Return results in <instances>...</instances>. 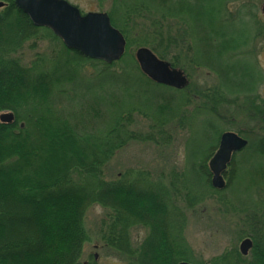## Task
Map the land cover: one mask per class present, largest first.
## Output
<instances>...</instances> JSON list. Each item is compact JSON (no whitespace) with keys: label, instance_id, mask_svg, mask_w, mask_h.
Instances as JSON below:
<instances>
[{"label":"trees","instance_id":"trees-1","mask_svg":"<svg viewBox=\"0 0 264 264\" xmlns=\"http://www.w3.org/2000/svg\"><path fill=\"white\" fill-rule=\"evenodd\" d=\"M114 1L108 15L127 46L120 60L107 63L69 49L52 29L35 26L15 0H0L5 3L0 8V116L15 115L11 124L0 121V264H99L94 257L82 261L89 241L86 213L95 204L108 210L105 246L127 264L189 260L185 216L176 204L181 196L192 202V193L200 190L178 179L166 186L143 174L113 180L104 175L108 162L136 139L128 129L135 108L126 112L120 93L130 94L141 78L162 86L141 71L133 47L150 48L188 77L189 70H204L218 81L206 88L168 87L175 94L170 96L134 90L149 96L146 106L155 122L140 140L157 143L165 125L182 122L187 107L198 103L194 114H209L228 125L241 116L245 127L235 132L249 140L252 155L264 157V97L257 91L264 74L254 60L264 42V20L256 14L255 0H220L223 8L200 0ZM237 2L231 12L229 4ZM44 41L52 42L49 51L25 64L24 53ZM108 102L111 109L104 113ZM210 128L216 143H209L204 161L193 169L209 187L210 177L201 178L199 170H207L222 134L229 131ZM226 178L227 188L238 184L237 175ZM140 228L147 235L135 243L132 232Z\"/></svg>","mask_w":264,"mask_h":264},{"label":"rangeland","instance_id":"rangeland-1","mask_svg":"<svg viewBox=\"0 0 264 264\" xmlns=\"http://www.w3.org/2000/svg\"><path fill=\"white\" fill-rule=\"evenodd\" d=\"M66 1L78 7L83 14L88 12L108 13L112 3L115 2L114 0H107L101 4L98 0ZM195 1L189 0V3H195ZM205 1L210 2L213 7L223 8L220 0H200L199 4ZM238 3L240 2L229 4L231 12H236ZM255 4L257 5L256 14L260 19L264 20V0H255ZM213 16L217 18L221 25V13L216 12ZM240 25V23L236 24L238 27ZM51 43L50 41H44L39 44L37 50L26 51L22 58L23 62L28 64L36 53L48 52ZM259 48L262 51L260 50V53L255 56L254 60L264 74V42L258 45V51ZM137 49L133 47L131 50L135 57ZM251 62L252 60H249L246 65L249 67ZM180 71L187 77L189 76L187 71ZM189 72L191 77H188V79L192 86L197 85L200 88H206L218 83L216 76L214 74H208L207 71L189 70ZM240 76L237 77L239 80L242 79ZM131 88L130 92L133 94H127L125 92L123 94L121 92L120 95L124 96V109H126V112L133 107L135 108L130 115L128 129L135 134L136 139L131 140L108 162L104 171L106 179L113 180L123 174H130L131 177H137L143 174L148 175L150 180L163 182L166 186H169L172 181L178 179L177 181L180 184L195 185L201 192L209 191L205 188L208 186L204 182H200V177L194 170L188 173L189 164L196 163V156L199 161L204 157L203 151L208 147L210 142L213 144L216 143L212 140L213 133L210 128L211 126L234 132L237 129H243L245 127L243 118L238 116L240 112L238 114L235 113V116H238V121L236 122L232 118L231 125H228L223 120L218 121L209 114H194L193 110L198 103L191 104L187 107L182 122L176 119V122L164 126L163 134H157V143L151 140H140L152 132L151 127L155 122L153 120V113L146 106V100L149 99V96L147 94L142 95L141 93L135 94L133 91L144 88L148 94L155 93L167 96L175 94L168 87H157L147 84L143 78L139 79L135 89L133 87ZM242 88L244 87H241L239 90ZM257 91L264 97V83L258 85ZM238 95L242 94L239 93ZM198 102L200 104L201 100H198ZM140 108L142 111L139 110ZM105 109H111L109 102L102 109L104 113ZM229 113L222 114L230 116ZM224 120L226 121L225 118ZM209 137H211V141L208 140ZM239 158L240 164L237 167L238 184L231 189L224 190L221 195L230 202L239 204L241 208L244 209L245 207L246 210L252 207L251 203H255L253 212H258V207L264 205V157L243 152L238 155ZM183 200L184 197L181 196L179 202H177L178 207L182 206L184 208L186 203ZM220 208L221 205L217 200L208 199L204 201L203 205L196 207L195 210H187L188 225L184 233V238L187 241V245L192 249L194 256L188 262L207 264L213 258L227 250L231 251L233 248H239L242 234L239 225L236 223L237 218L231 214H226ZM107 214L108 210L101 205L95 204L89 207L85 218L89 241L84 246L82 261L87 262L94 257L99 264H127L125 260L113 255L102 240V233L106 229L103 221L107 219ZM146 233L147 231L145 229L134 230L132 232L134 242L138 243L144 240L147 235Z\"/></svg>","mask_w":264,"mask_h":264},{"label":"water","instance_id":"water-1","mask_svg":"<svg viewBox=\"0 0 264 264\" xmlns=\"http://www.w3.org/2000/svg\"><path fill=\"white\" fill-rule=\"evenodd\" d=\"M15 4L30 17L35 26L52 29L66 47L87 58L113 63L125 54L127 41L123 33L112 25L106 12L82 14L78 7L66 0H15ZM4 5V2H0V8ZM136 60L141 71L156 84L176 90H182L188 84L182 71L172 68L148 47L137 49ZM14 120L13 112H4L0 116L2 123L11 124ZM248 144L247 139L234 131L222 134L219 148L209 164L214 188H226L223 173L232 155L246 148ZM251 245L250 239L244 240L241 245L242 252L247 254ZM179 264L191 263L183 261Z\"/></svg>","mask_w":264,"mask_h":264},{"label":"flooded vegetation","instance_id":"flooded-vegetation-1","mask_svg":"<svg viewBox=\"0 0 264 264\" xmlns=\"http://www.w3.org/2000/svg\"><path fill=\"white\" fill-rule=\"evenodd\" d=\"M186 78L188 80L187 86H191L194 89L196 86L193 87L187 76H186ZM249 144H250V142H249ZM249 144L243 150H241L237 153H234L232 155V159H231L230 163L228 164L226 171H224V173H223L227 185H228V180L226 177L229 175V173L234 174V176L237 175V167L240 164V162H239L240 158L238 159V155L242 154L243 152H249L247 150L249 147ZM219 145H220V141L218 143L217 149L213 152V155L209 159V163L207 162V165H208L207 170L205 168H201L199 170L201 173L200 174L201 178L202 177H205V178L210 177L211 187H209V186L205 187L209 191L193 192L192 196L190 197L193 201L188 202V203L185 202L186 204L184 205V208H182V206H180V208L183 209V213L185 216L184 233H185L187 225H188L187 210H195L196 207L203 205L204 201H206L208 199H215L219 202L222 210H224V212L226 214H231L233 217L237 218L236 223L239 225V227H240L239 229L241 230L242 235H241V239H240L239 248H233V250H231V251L227 250L226 252H224V253L220 254L219 256L213 258V260H211L207 264H264V205L262 207H258V212H253V208H255L253 206L255 203H251L252 207H249L248 210H246L245 207L243 209L239 206V204L232 203L228 199L222 197V195H221L222 192L226 189H229V188H227V186L223 190H218V189L213 187V185H212L213 173L210 169L209 164H210V160L213 158V156L217 152ZM203 152H204V157H202V159L200 161L196 157L195 158L196 162L197 161H199V162L204 161V158L206 157L208 152L207 151L205 152V150ZM249 153H251V152H249ZM234 156L235 157L237 156L235 158L236 160L233 159ZM195 167L199 168L198 166H195V163H192V164L190 163L189 168H188L189 172H191V170L195 169ZM196 173L198 174V172H196ZM177 206H179V205H177ZM140 229H144V228H140ZM140 229H137V230H140ZM246 239H250L252 241V245H251V248L248 251V253L244 254L241 250V245H242V242ZM183 241L185 242L186 248L188 250L187 251L188 256L190 257L189 260H192L194 257L193 251L190 248V246L187 245V243H186L187 241H185V238L183 239ZM189 263H191V262H189ZM191 264H199V263L195 262V263H191Z\"/></svg>","mask_w":264,"mask_h":264}]
</instances>
